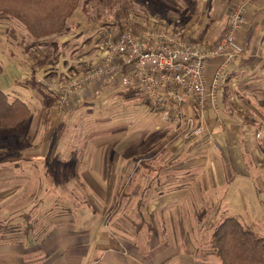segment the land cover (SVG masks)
Masks as SVG:
<instances>
[{
    "label": "rangeland",
    "instance_id": "374dc122",
    "mask_svg": "<svg viewBox=\"0 0 264 264\" xmlns=\"http://www.w3.org/2000/svg\"><path fill=\"white\" fill-rule=\"evenodd\" d=\"M211 2H215L217 8L214 14L223 12V7L226 11L225 3L229 4V8H234L229 0L224 4L221 0H199L201 13L204 5L209 3L207 6H210ZM182 3L186 8L187 5L189 8L191 6L182 0H80L77 9L67 20L68 29L40 39L34 38L18 19L0 15V88L10 97L27 101L30 109L28 116L18 124L0 127V168L15 174L6 181L16 189L15 194L9 197L12 198L10 203L0 202V208L4 207L0 209V264L5 263L6 249L3 245L7 237L25 238L28 226L31 228L28 233L40 240L41 234L47 229H59L64 215L73 213L78 216V221H85L82 215L86 214L89 222L93 219L96 223L100 222L103 215L102 210L97 209L102 204L99 202L100 195L92 192V179L83 175L86 168L96 165L99 156L95 147L97 143L102 142L105 146L109 140L113 141L115 146L110 147L111 154H120L122 165L127 162L123 154L137 152L139 144L143 145L141 153L147 158L152 153V148L146 147L147 144L158 140V137L171 136L175 145L178 143L181 132L178 119L171 122L174 124L167 133L159 135L157 129L166 127L168 123L162 120L161 113L152 110L147 104L127 102L122 93H99L93 102L75 105L68 114L64 113L62 119L59 111L55 117L49 108H45L53 104L60 111L70 110L67 107L70 106L71 96L87 87L69 93L65 98L69 102L60 97L61 87L70 83L72 70H81L76 66L78 59L81 57L80 60L88 61L89 57H94L96 53L90 52L96 41L124 31L128 21L134 20L141 28L175 29L179 35L182 29H191L187 19L191 14L196 15L199 9L192 4V11L186 12V8L180 6ZM172 6H178V12H169ZM223 13L226 17V12ZM205 19L207 24L208 18ZM195 20L194 26H199L201 22L203 24V18ZM183 38L194 43L186 36ZM86 43L88 46L83 48ZM84 65L83 69L86 68ZM41 91L54 100L42 97ZM252 103L253 106L259 104L257 99ZM259 111L262 108L259 107ZM243 113L241 111V116ZM258 116L262 117L263 112ZM259 129L262 136L254 140L253 131L251 140L256 141L261 149L257 157L262 165L249 156L245 169L238 170V173L231 172L237 177L232 187L224 182L218 190L207 194L208 201L203 205L207 213L212 208L218 211L217 220L235 217L260 236L264 234V123ZM6 164L10 166L3 167ZM109 165L112 169L113 163ZM135 165L137 167V163ZM146 169V166L141 165L140 171ZM202 212L200 210L198 213ZM42 219L44 224L41 223ZM151 219L150 225L157 232L146 233L145 229L142 230L139 238L142 236L143 248L151 243L150 239L143 241L145 235L153 238L159 234L160 238H164L170 233L177 241L176 245H179L174 230L167 233L164 227L155 223L154 214ZM209 219L206 216L198 225L191 224L192 228L184 224L185 242L180 245L184 246L185 253L192 256V260L195 258L191 253L198 259V256H206L209 251L211 234L215 228L214 222L207 225ZM179 238L182 240L180 233ZM213 257V261L219 260ZM198 260L197 264H203V258Z\"/></svg>",
    "mask_w": 264,
    "mask_h": 264
},
{
    "label": "crops",
    "instance_id": "0c3cea01",
    "mask_svg": "<svg viewBox=\"0 0 264 264\" xmlns=\"http://www.w3.org/2000/svg\"><path fill=\"white\" fill-rule=\"evenodd\" d=\"M182 1H187L191 5L190 8L189 5L186 8L183 3L180 5L183 9L186 8V12L190 13L193 7L199 9V0ZM226 1L221 0V3L224 4ZM240 1L229 0V3L235 8ZM212 3L210 6L206 3L202 13L199 9L196 15L191 14L187 19L191 29H182L180 34L205 50L215 45L225 35L229 27L230 14L234 9L225 3L226 11L224 7L222 11L226 12L227 16L224 17L223 12L214 14L217 8L214 6L215 2ZM178 9V6L176 8L172 6L169 12L175 13ZM196 18H203V24L201 22L202 25L194 26ZM205 18H208L207 24ZM132 25L138 26L139 23L133 22ZM87 46L88 43L83 44V48ZM237 46L243 49V54L229 63L221 113L217 114L211 106L205 110L207 125L216 137L215 144L203 145V137H200L194 142L187 141L183 144L178 142L175 145L171 136L168 138L162 136L147 144L146 147L152 148L150 149L152 153L147 158L145 155L143 157L141 153L143 145L139 144L137 152L135 150L133 154H123L127 162L122 165L120 154H111L110 147L115 146L113 141L109 140L105 146L102 142L97 143L95 147L99 156L96 165L89 166L90 171L86 168L83 175L92 179L91 190L94 194L100 195L99 202L102 204L97 208L103 213V215L100 213L102 215L100 222L96 223L94 219L89 222L86 214L82 215L85 221H78V216L71 213L62 217L59 229L54 230L53 227L47 229L41 234L40 240L30 233H26L25 238L9 236L3 245L6 249L4 264H197L199 258L204 259L201 262L203 264H218L220 260L213 261L215 255L209 252H206V256H198V259L190 252L195 258L192 260V256L185 253V248L180 243L185 242L184 224L188 227L191 224L196 226L205 220L206 216L210 218L207 225H211L212 222L217 225L225 219L221 218L223 220L219 219L221 221L218 222V211H214V208L207 213V208L205 209L203 204L208 201V193L218 190L224 182L232 187L237 177L231 172L238 173V170L247 167L246 161L248 162L249 156L253 157L254 162L261 164L257 157L258 150L261 149L256 141L251 140V133L255 132L254 140L259 139L262 136L259 126L264 123V0H252L247 6ZM91 50L90 54L96 53L95 47ZM92 57H89L88 61L80 60V57L76 66L83 69L85 64L87 68ZM222 62L221 57L208 63L209 79ZM104 91L112 95L122 93L127 102L146 104L134 91L122 86L119 78L114 81L99 78L71 96V102L68 101L70 106L67 107L70 110L67 112L58 110L53 104L45 109L49 108L55 117L59 111L62 119L64 113L68 114L75 105L93 102L97 95ZM41 96L49 97L44 91H41ZM9 98L12 100L15 97ZM49 98L54 100L53 97ZM254 99L258 100V107L253 106ZM240 103H243L244 107ZM259 107L262 111L258 112ZM43 111L44 109L42 113ZM241 111L245 112L242 116L246 114L244 119H241ZM186 112L190 113V108H186ZM262 112L263 116H258ZM177 119L181 124L180 112L174 110L170 121H167V126L157 129L158 134L167 133L174 124L171 122ZM109 163H113L112 169ZM141 165L147 169L140 171ZM8 166L10 165H3ZM13 176H15L13 172L0 168L2 204L10 203L9 200L12 198L9 197L15 194L16 189L6 181ZM135 177L136 180L133 182ZM190 194L197 196L190 201L193 197ZM200 210L203 212L199 214ZM153 214L155 223L164 227L167 233L175 231L179 245H176L177 241L175 242L169 233V236L164 235V238H160L159 234L153 238L145 235L143 241L150 239L151 243L147 247H142V236L139 238L142 230L145 229L146 233L157 232L155 227L150 225ZM41 223L44 224L43 219Z\"/></svg>",
    "mask_w": 264,
    "mask_h": 264
},
{
    "label": "built area",
    "instance_id": "2783aa9c",
    "mask_svg": "<svg viewBox=\"0 0 264 264\" xmlns=\"http://www.w3.org/2000/svg\"><path fill=\"white\" fill-rule=\"evenodd\" d=\"M251 2L241 0L232 9L225 35L206 50L181 37L175 29L141 28L140 24L132 26L135 21L130 20L124 31L96 41V54L88 67L72 70L70 83L61 87L60 97L68 101L65 98L69 93L99 78H119L122 86L159 109L164 121H170L174 110L180 112L178 142L203 137V145H213L216 137L207 125L205 110L211 106L221 113L229 63L243 54L237 39ZM221 57L223 62L209 79L208 63Z\"/></svg>",
    "mask_w": 264,
    "mask_h": 264
},
{
    "label": "trees",
    "instance_id": "16d2710c",
    "mask_svg": "<svg viewBox=\"0 0 264 264\" xmlns=\"http://www.w3.org/2000/svg\"><path fill=\"white\" fill-rule=\"evenodd\" d=\"M79 3L80 0H0V15L18 19L34 38L40 39L68 29L67 20ZM27 103L19 97L11 100L0 88V127L24 120L30 112ZM146 104L160 112L152 104ZM214 226L208 252L219 258L218 264H264V234H255L235 217H227Z\"/></svg>",
    "mask_w": 264,
    "mask_h": 264
}]
</instances>
